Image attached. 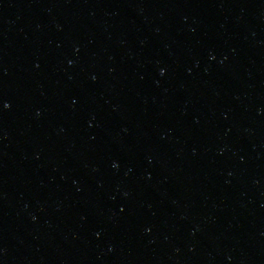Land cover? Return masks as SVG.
<instances>
[{
    "label": "water",
    "instance_id": "1",
    "mask_svg": "<svg viewBox=\"0 0 264 264\" xmlns=\"http://www.w3.org/2000/svg\"><path fill=\"white\" fill-rule=\"evenodd\" d=\"M0 264H264V0H0Z\"/></svg>",
    "mask_w": 264,
    "mask_h": 264
}]
</instances>
